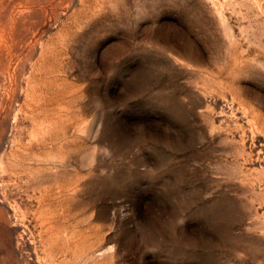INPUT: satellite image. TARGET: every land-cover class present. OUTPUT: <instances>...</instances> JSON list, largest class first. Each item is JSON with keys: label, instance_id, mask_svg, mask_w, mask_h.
<instances>
[{"label": "rangeland", "instance_id": "obj_1", "mask_svg": "<svg viewBox=\"0 0 264 264\" xmlns=\"http://www.w3.org/2000/svg\"><path fill=\"white\" fill-rule=\"evenodd\" d=\"M0 264H264V0H0Z\"/></svg>", "mask_w": 264, "mask_h": 264}, {"label": "bare ground", "instance_id": "obj_2", "mask_svg": "<svg viewBox=\"0 0 264 264\" xmlns=\"http://www.w3.org/2000/svg\"><path fill=\"white\" fill-rule=\"evenodd\" d=\"M54 143H55V142H54ZM47 144H48V143H47ZM62 146H63V145H62ZM67 147H68V146H67ZM63 154H64V153H63ZM67 154H68V153H67ZM33 155H34V154H33ZM60 156H61V158H63L62 155H60ZM65 158H66V157H65ZM67 158H68V157H67ZM25 160H26V159H25ZM54 160L56 161V159H54ZM51 161H52V160H51ZM49 162H50V161H49ZM36 163H37V162H36ZM57 163H58V162H57ZM64 168H65V167H63L62 170H65V169H66V168H65V169H64ZM51 169H52V168H51ZM29 170H30V169H29ZM49 170H50V169H49ZM59 170H60V169H59ZM66 170H67V169H66ZM52 171H53V170H52ZM54 171H55V170H54ZM67 171H68V170H67ZM30 172H31V171H30ZM37 172H39V171H37ZM63 172H65V171H63ZM63 172L61 171L62 174H63ZM68 172H69V171H68ZM61 173H60V175H61ZM31 174H32V173H31ZM56 174H57V173H56ZM66 174H67V173H64L63 175H66ZM38 175H39V174H38ZM57 175H59V174H57ZM60 175H59V176H56V175H55V176H56V178L58 177L57 179H59V177H62V176H63V175H61V176H60ZM26 176H27V175H26ZM46 176H47V175H46ZM49 176H50V174H49ZM66 176H67V175H66ZM66 176H65V177H66ZM68 176H69V175H68ZM44 177H45V176H44ZM47 177H48V176H47ZM53 177H54V176H53ZM51 178H52V177H51ZM56 178H55V180H57ZM63 178H64V177H63ZM63 178H62V179H63ZM62 179H61V180H62ZM27 180H28V179H27ZM34 180H35V179H34ZM37 180H38V179H37ZM67 180H68V178H67ZM39 181H40V180H39ZM43 181H44V180H43ZM46 181H48V180L46 179ZM52 181H53V179H52ZM32 182H33V180H32ZM41 182H42V181H41ZM58 182H60V181H58ZM58 182H57V183H58ZM61 182H62V181H61ZM35 183H36V182H35ZM37 183H38V182H37ZM47 183H48V182H47ZM50 183H52V182H50ZM57 183H56V184H57ZM39 184H40V183H39ZM42 184H43V183H41V186H42ZM53 184H54V183H53ZM69 185L71 186L70 182H69V184H68L66 181H64V182L60 183L58 186H56L55 188H53L51 185H50L51 188H48V186H49V184H48L47 188L43 189L42 191H38V192H39V195H40V198H39V197H38V198L41 199L42 204L44 203L45 205H47V206H45V205L43 204L44 207H42V208H45V207H48L49 209L52 208V211H53L54 208H56V211H53V212H57V209H58L59 206H60V208H63L62 206H64V205L66 206V203L69 204V202H67V201H68V197H69L68 195H71V194H72V192H71V194H68V192H69V187H70ZM53 186H55V185H53ZM31 187H32V186H31ZM36 188H37V187H36ZM42 188H44V187H42ZM70 188H71V187H70ZM37 189H38V188H37ZM69 193H70V192H69ZM31 198H32V197H31ZM29 199H30V198H29ZM70 202H71V200H70ZM40 204H41V203H40ZM42 204H41V205H42ZM40 207H41V206H40ZM71 207H72V205H71ZM66 208H67V207H66ZM66 208H65V209H66ZM49 209H48V213H49V211H50ZM43 210H44V209H43ZM59 210H60V209H59ZM59 210H58V212L61 213V210H60V211H59ZM63 210H64V209H63ZM69 210H70V209H69ZM73 210H74V209H73ZM75 210H76V209H75ZM52 211H51V212H52ZM46 212H47V211H46ZM64 212H65V211H63V213H64ZM39 213H41V212H39ZM65 213H67V212H65ZM77 213H78V212H77ZM41 214H42V213H41ZM57 214H58V213H57ZM47 215H48V214H47ZM47 215H45V216H47ZM52 215H53V213H52ZM68 215H69V214L65 215V217L68 216ZM70 215H72V214H70ZM53 216H54V215H53ZM55 216H57V215L55 214ZM63 216H64V215H63ZM63 216H62V217H63ZM73 216H74V215H73ZM41 217H42V216H41ZM62 217H60V218H62ZM65 217H64V218H65ZM68 217H69V216H68ZM43 218H44V217H43ZM46 218H47V217H46ZM48 218H49V216H48ZM48 218H47V220H48ZM50 218H51V217H50ZM50 218H49V219H50ZM57 218L60 219V218H59V215H58ZM66 218H67V217H66ZM69 218H71V217H69ZM69 218H68V219H69ZM80 218H81V217H79V220H81ZM52 219H53V217H52ZM72 219H73V217L71 218V220H72ZM75 219L78 220V218H75ZM75 219H74V221H75ZM56 220H57V219H56ZM71 220H70V221H71ZM79 220H78V221H79ZM53 221H54V220H53ZM63 221H64V220H63ZM45 222H46V220H45ZM48 222H49V221H48ZM51 222H52V221H51ZM54 222H55V221H54ZM60 222H62V219H61ZM55 223H57V222H55ZM81 223H82V221H81ZM81 223H80V225H82ZM38 224H39V223H38ZM42 224H43V223H42ZM51 224H52V223H51ZM53 224H54V223H53ZM59 224H60V223H58L57 225H59ZM65 224H66V223H65ZM65 224H63V225H65ZM70 224H72V223H70ZM83 224H84V223H83ZM78 225H79V223H78ZM80 225H79V226H80ZM67 226H68V225H67ZM74 226H77V225H74ZM45 227H46V225H45ZM55 227H58V226H55ZM64 227H65V226H64ZM64 227L62 226L61 228L63 229ZM71 227H72V225H71ZM71 227H70V228H71ZM84 227H85V226H84ZM47 228H48V224H47ZM58 228H59V227H58ZM70 228H69V229H70ZM81 228L83 229V227H81ZM51 229H53V228L51 227ZM66 229H67V228H66ZM66 229H65V230H66ZM69 229H68V231H69ZM75 229H76V227H75ZM79 229H80V228H79ZM84 229H85V228H84ZM47 230H48V229H47ZM72 230H73V229H72ZM72 230H70V231H72ZM50 231H51V230H50ZM53 231H54V230H53ZM53 231H52V233H53ZM55 231H57V228H56ZM59 231H60V230H59ZM62 231H63V230H62ZM62 231H60V232H62ZM73 231H74V230H73ZM73 231H72V232H73ZM75 232H76V231H75ZM52 233L50 232L49 234H52ZM57 233H58V232H57ZM63 233H64V231H63ZM70 233H71V232H70ZM82 233H83L82 230H78V238H77V239L80 240V244H81V245L83 244V243H82V242H83V241H82V238H83V234H82ZM85 233H86V231H85ZM85 233H84V234H85ZM55 234H56V233H54L53 235H55ZM60 235H61V234H60ZM66 235H67V234H66ZM58 236H59V234H58ZM63 236H64V235H63ZM63 236H62V237H63ZM84 236H85V235H84ZM50 237H51V236H50ZM53 237H54V236H53ZM55 237H57V236L55 235ZM67 237H68V236H67ZM75 237H76V236H75ZM57 238H58V237H57ZM51 239H52V237H51ZM53 239H54V238H53ZM60 239H61V238H60ZM60 239H59V240H60ZM64 239H65V238H64ZM74 239H76V238H74ZM84 239H85V238H84ZM54 240H55V239H54ZM56 240H57V239H56ZM62 240H63V239H62ZM68 240H69V239H68ZM68 240H67V241H68ZM85 240H86V239H85ZM85 240H84V241H85ZM52 241H53V240H52ZM60 241H61V240H60ZM63 241H64V240H63ZM65 241H66V240H65ZM58 242H59V241H58ZM70 242H71V241H70ZM70 242H68V243H70ZM52 243H53V242H52ZM62 243H64V242H62ZM74 243H75V242H74ZM84 243H85V242H84ZM54 244H55V243H54ZM65 244H66V242H65ZM76 244H77V245H80V244H78V243H76ZM49 245H50V244H49ZM67 245H68V244H66V246H67ZM83 245H84V244H83ZM85 245H86V244H85ZM51 246H53V245H51ZM54 246H57V245H54ZM69 246H70V245H69ZM69 246H68V247H69ZM75 246H76V245H75ZM75 246H73V247H75ZM47 247H48V246H47ZM76 247H77V246H76ZM80 247H81V246H80ZM82 247H83V246H82ZM84 248H85V246H84ZM48 249H49V248H48ZM48 249H47V250H48ZM63 249H64V251H65V248H63ZM66 249H67V247H66ZM72 249H73V248H72ZM74 249H75V248H74ZM47 250H46V251H47ZM55 250H56V252H57L58 249H55ZM61 250H62V249H61ZM61 250H60V251H61ZM70 250H71V249H70ZM48 251H49V250H48ZM48 251H47V252H48ZM83 251L85 252V250H83ZM83 251H82V252H83ZM44 252H45V251H44ZM75 252H76V251H75ZM77 252H78V250H77ZM84 252H83V253H84ZM51 253H52V252H51ZM72 253H73V251H72ZM48 254H49V253H48ZM54 254H55V253H54ZM64 254H65V253H64ZM69 254H71V253H69ZM75 255H76V254H75ZM75 255H73V256H74V259L76 258ZM79 255H80V253H79ZM79 255L77 256V258L79 257ZM46 257H50V256L48 255V256H46ZM51 257H52V256H51ZM65 257H67V256H65ZM80 257H81V256H80ZM83 257H84V256H83ZM80 259H81V258H80ZM79 261H80V260H79ZM81 261H82V260H81Z\"/></svg>", "mask_w": 264, "mask_h": 264}]
</instances>
